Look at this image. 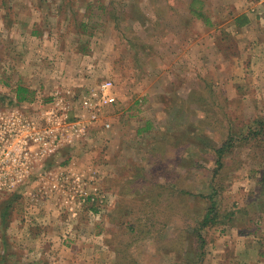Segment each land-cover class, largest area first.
<instances>
[{
	"label": "rangeland",
	"instance_id": "rangeland-1",
	"mask_svg": "<svg viewBox=\"0 0 264 264\" xmlns=\"http://www.w3.org/2000/svg\"><path fill=\"white\" fill-rule=\"evenodd\" d=\"M199 1L0 0L1 106L18 83L50 102L57 86L62 92L76 81L80 94L104 79L123 102L106 108L110 128L92 130L59 157L75 162L80 189L90 194L97 185L105 198L72 212L65 192L58 200L48 190L47 218L60 224L45 231L49 224H23L25 211L45 209L44 201L26 199L24 191L22 198L1 195L0 264H25L38 254L40 264H264V218L257 212L264 208V195L257 197L264 144L234 145L217 176L211 150L229 126L247 132L264 119V37L255 53V40L232 32L238 4L204 0L198 16ZM178 173L194 195L171 192ZM212 179L225 223L199 229ZM230 210L237 212L223 217Z\"/></svg>",
	"mask_w": 264,
	"mask_h": 264
},
{
	"label": "built area",
	"instance_id": "built-area-1",
	"mask_svg": "<svg viewBox=\"0 0 264 264\" xmlns=\"http://www.w3.org/2000/svg\"><path fill=\"white\" fill-rule=\"evenodd\" d=\"M117 99L114 82L104 79L80 94L58 90L49 103L9 100L0 106V195L24 190L39 180V190L45 194L65 192L64 203H70L72 212L79 204L99 199L78 187L83 175L73 162L65 164L59 157L65 145L86 139L96 123L110 128L106 108ZM32 110L34 114L29 113ZM36 195L31 194L33 199Z\"/></svg>",
	"mask_w": 264,
	"mask_h": 264
},
{
	"label": "crops",
	"instance_id": "crops-1",
	"mask_svg": "<svg viewBox=\"0 0 264 264\" xmlns=\"http://www.w3.org/2000/svg\"><path fill=\"white\" fill-rule=\"evenodd\" d=\"M253 0H233V2H232V4H234V3H236V4H238L237 5V7H240L241 8V10H239V12H237V14L235 15V16H233V18H231L232 19V23H233V25H232V32H238V33H243L244 35H245V37L247 38V39H249V41H254L255 40V42H254V47H253V49L255 50V53L257 52L256 50L259 48L258 47V43H257V41H256V39L258 40L260 37H264V3L263 2H260V1H258L257 3H253L252 2ZM226 4L228 5V2H226ZM230 4V3H229ZM241 14H244V18H242L243 20H238L237 21V19H238V16H240ZM22 22V21H21ZM24 22V21H23ZM25 23V22H24ZM25 25V24H24ZM28 27L30 28V25H28ZM29 34H32V33H35V31L33 30V31H29L28 32ZM25 34H27V32H25ZM47 36V37H46ZM42 37H44V38H49V35H43ZM241 37H242V35H241ZM257 44V45H256ZM55 49V51L58 49L59 50V48H54ZM55 51H54V53H55ZM60 53H61V50H59V52L56 54V56L55 57H57L58 56V54L60 55ZM51 57H52V55H51ZM61 78H62V76H61ZM59 83V82H58ZM19 84V83H18ZM71 85H74V86H72V87H70V86H68V88H64L62 91H65V90H67V89H69L71 92H75V93H77V94H79L78 93V88H80L81 87V85H80V83L78 84L76 81H73V83L71 84ZM95 85V84H94ZM16 86H17V84L15 85V87H14V90H15V88H16ZM28 86V85H27ZM90 86H93V85H88L87 87H90ZM28 88L30 89V90H33V94H32V97L31 98H29V99H25V100H18L17 99V97H16V93L14 94V96H13V98H11L10 99V103H12V101H14V100H16L17 102H31V103H34L35 102V100H37V97L38 96H36V91H35V89L34 88H31L30 86H28ZM56 89L57 90H55V91H58V90H60L61 88L59 87V86H57L56 87ZM117 90V89H116ZM82 92V91H81ZM80 92V93H81ZM53 93H55V92H53ZM36 97V99H34ZM54 97V96H53ZM118 97H120L119 96V93H118ZM42 101V100H41ZM43 102H45V101H43ZM51 102V101H50ZM46 103H49V102H46ZM120 103L122 104L123 102H122V100H118L117 99V102L115 103V104H113V105H111V106H109L108 108H110V107H114V106H117V105H120ZM1 106V105H0ZM110 118H112L111 117V115H106V120H108L110 123H111V119ZM98 125V126H97ZM97 126V127H96ZM94 127H96V128H94ZM111 127V126H110ZM96 129H100V130H105L102 126H101V124H99V123H96L95 125H93L89 130H88V133H87V136H86V139H87V137H88V135L91 133V131L92 130H96ZM77 147V144H75V143H73L72 145H65L63 148H62V152L63 153H67V151H69V150H72V149H75ZM61 152V153H62ZM70 162H72V161H67L65 164H69ZM73 165H75V162H73L72 163ZM91 168H93V166H91ZM101 180V178H99V179H96V182H98V181H100ZM29 184V183H28ZM39 185H41L40 183H39V180H37V181H35L34 183L33 182H31L26 188L24 187V190L25 189H27V188H29V186H30V193L31 194H37L36 195V200L35 201H38V200H40V202H43L40 206L42 207V206H46V208L44 209L43 208V210H40L37 206H35L34 205V207L33 206H31V208H29V211L27 212V211H25V217H26V220H27V218H28V221H24L25 223H23V224H25L26 226H31V225H33V224H36V225H39V226H47L48 224V226H47V228L45 229V231L47 230V231H49L51 228H55L56 226H54V225H56V224H58L59 222L57 221L58 219H57V217H58V207H55L54 208V210L52 211V216H50V218H52L53 219V217L55 216H57L56 217V219L57 220H54V221H52L51 219H49V218H47V216H49V204H48V201L51 199V198H53V196H48V197H46V195H48L47 193L46 194H42V192L38 189V188H36V187H38ZM95 188H94V190L92 191V192H90V194L91 195H93V194H95V196H102V197H104L105 198V194H103V193H100V192H98V188H96V187H98L97 185L96 186H94ZM24 190H18V191H14V192H10V193H4V194H2V196H4V195H6L7 194V196H6V198H9V199H13V198H15V196H20V193H22ZM28 190V189H27ZM101 191V190H100ZM104 193H106V195L107 196H110L111 198H112V195H111V193H109L108 191H106V190H104L103 191ZM24 193V192H23ZM23 194L24 196H25V198L26 199H32V200H34L33 198H32V196H31V194ZM53 193H56V194H58V196L56 195V194H54V196H57V199L59 200V198H61L62 199V196L60 195V192H53ZM50 194H52V192H50ZM9 195V196H8ZM1 196V195H0ZM21 197V196H20ZM22 198V197H21ZM100 198V197H99ZM46 200V201H45ZM55 203L57 204L58 202L57 201H55ZM112 203V202H111ZM25 205V207H26V204H24ZM58 206L59 207H62V204L61 203H58ZM32 215H34V216H39L40 218H39V220H37L36 219V222H34V221H30V218H31V216ZM45 220V222H41V221H44ZM47 220V221H46ZM60 224V223H59ZM36 225H34V226H36ZM58 226V225H57ZM48 227H50V229H48ZM30 229V228H29ZM22 230V229H21ZM25 231H27L26 230V228L24 229V231L23 232H25ZM31 231V230H30ZM35 231H38V232H40L41 233V231H42V229L40 230H35ZM22 232V231H21ZM44 232V231H43ZM26 235V234H25ZM27 236H28V238H31V232H28L27 233ZM32 236H34V235H32ZM34 239H36L35 240V243H36V245H37V243H38V241L40 242V240H43V237L41 236H39V237H37V238H34ZM53 240H55V236H54V238H53ZM44 242V241H43ZM30 244V243H28V242H25V244ZM26 244V245H27ZM40 256H39V254L36 256V257H32L31 256V258L30 259H26L24 262H26V263H28V264H40L39 262H38V258H39ZM24 260V258L22 259V261ZM30 261V262H29ZM38 262V263H37ZM25 263V264H26Z\"/></svg>",
	"mask_w": 264,
	"mask_h": 264
},
{
	"label": "trees",
	"instance_id": "trees-1",
	"mask_svg": "<svg viewBox=\"0 0 264 264\" xmlns=\"http://www.w3.org/2000/svg\"><path fill=\"white\" fill-rule=\"evenodd\" d=\"M199 2H200L199 7H201V9L197 10V11H199L197 13V15L202 16V9H203V6L205 4V1L200 0ZM195 9L196 8H192V11L194 12ZM242 18H244V14H241L240 16H238L237 21L243 20ZM15 93H16V97L18 100H25V99H29L32 97L33 91L30 90L28 88V86H26L22 83H19V84H17V86L15 88ZM204 120L206 121L205 118H204ZM253 122H255L256 124L250 125L248 127L249 131H247V132L242 131L243 128H245V127H239L238 126L239 127L238 130H231V126H229L228 131L225 134V137L221 140L222 142L215 147H211V150H213V153H214V157L212 158V160L214 161L213 175L217 176L216 175L217 172L220 171V169L224 166L225 156L229 152H231L234 145H240V143L245 142V141H246L245 143L248 142V144L250 141H254V146H260V145L264 144V119H261V118H260V120L255 119ZM246 124H252V122L248 121ZM150 127H151V125L148 123V125L145 126L144 128H139L138 133L140 134L141 131L147 130ZM181 167H185V165H181ZM185 170H188V167H186ZM183 176H184V173H178L176 177H171V187H172L171 192L176 191V192H181L184 194L194 195V191L192 189L182 187L183 184L181 181L183 180ZM257 182H258V188H259V194L257 197H259V196L264 195V170L261 171V174L258 176ZM185 187H187V186H185ZM207 187L212 189V191L205 194V197L209 198L210 202H209V204L206 208V211H205L204 215L202 216V218L198 219V225H199L198 228L199 229L204 228L208 225L210 226L211 224L225 223L224 219H219L220 214L218 213L217 203L213 199V194H215L219 190V188H218L217 184L214 183L213 179L208 182ZM200 192H201V195L204 196L202 193V190H200ZM236 212H237V210H235V211L230 210V211L226 212L223 215V217H226V216L232 217V215H234ZM257 212H259L258 213L259 216L261 214H263L262 218H264V208H260V210L258 209ZM260 212H261V214H260ZM249 220H250V218H249ZM196 228H197V226H196ZM197 238H199V240L201 239V241L204 240L201 232H199V231H197Z\"/></svg>",
	"mask_w": 264,
	"mask_h": 264
}]
</instances>
